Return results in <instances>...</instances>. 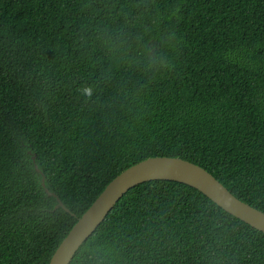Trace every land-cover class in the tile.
I'll return each instance as SVG.
<instances>
[{"label":"trees","instance_id":"16d2710c","mask_svg":"<svg viewBox=\"0 0 264 264\" xmlns=\"http://www.w3.org/2000/svg\"><path fill=\"white\" fill-rule=\"evenodd\" d=\"M150 157L195 163L264 213V0H0V264H48ZM70 264H264V235L154 180Z\"/></svg>","mask_w":264,"mask_h":264},{"label":"water","instance_id":"95a60500","mask_svg":"<svg viewBox=\"0 0 264 264\" xmlns=\"http://www.w3.org/2000/svg\"><path fill=\"white\" fill-rule=\"evenodd\" d=\"M28 154L31 152L28 151ZM31 159L34 162L35 156ZM34 169L40 173L35 164ZM154 180L187 185L224 212L264 235V213L237 199L206 170L180 158L150 157L125 169L107 184L60 242L48 264H70L77 250L105 219L117 201L132 187ZM41 184L46 195L55 198L54 209L61 208L69 212L56 195L44 187L43 176Z\"/></svg>","mask_w":264,"mask_h":264}]
</instances>
